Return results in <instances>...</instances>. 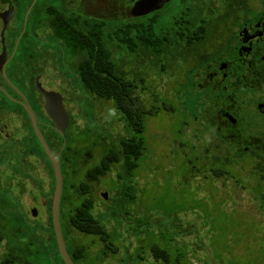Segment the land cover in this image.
I'll return each instance as SVG.
<instances>
[{"label": "rangeland", "instance_id": "obj_1", "mask_svg": "<svg viewBox=\"0 0 264 264\" xmlns=\"http://www.w3.org/2000/svg\"><path fill=\"white\" fill-rule=\"evenodd\" d=\"M168 11L167 8L159 16L158 26L170 22ZM143 20L148 23L152 18ZM122 51L116 55V62L123 59L126 70L137 58L127 49ZM168 51L178 54L172 46ZM173 58L169 67L164 65L168 59L165 56L158 63L146 61V75H127L138 84L137 92L145 107L155 108V114L146 117L145 151L134 178L127 184L135 201L123 203V208L116 205L120 198V166H114L97 182L89 181V197L96 216L101 217L112 208L118 215L143 218V226L139 230L134 222L121 221V225L112 216L102 218L110 233L118 231L114 239L117 253L105 256L99 237L72 231L77 245L87 248L86 261L78 264H136L140 249L144 261L138 264H164L153 257V245L170 250V264H264V162L249 157L242 160L240 154L228 153L230 146L207 126L204 113L210 111V105L199 92L195 75H187L198 62ZM164 68L166 71L162 72ZM19 80L22 87L26 85V75H20ZM141 81H145L144 85ZM41 82L45 87L63 91L69 122L72 121L68 134L78 142L73 146L67 143L72 150L68 154L71 163L64 164L66 195L73 183L80 186L86 180L87 171L100 162L107 144L129 137L130 132L112 101L88 94L83 97L71 75H45ZM9 100H4L0 93V107L14 111L17 107ZM0 111L1 120L8 125L0 132V229L3 224L7 228L13 226L14 218L24 215L30 226L39 227L42 237H53L49 206L55 185L49 166L38 156L28 155L24 161L30 174L23 175L15 169L20 167L22 154L38 145L23 112L16 116L1 108ZM70 194L77 196L74 191ZM62 206V223L66 228L65 214L71 204ZM32 208L37 209L36 216ZM15 226L24 230L22 225ZM10 239L7 247L28 242L26 237L15 238L13 234ZM66 240L72 250L69 235ZM47 244L55 246L52 239ZM31 247L34 251L42 249L35 242ZM41 252L35 263L52 264L47 251ZM52 261L62 264L56 254Z\"/></svg>", "mask_w": 264, "mask_h": 264}, {"label": "flooded vegetation", "instance_id": "obj_2", "mask_svg": "<svg viewBox=\"0 0 264 264\" xmlns=\"http://www.w3.org/2000/svg\"><path fill=\"white\" fill-rule=\"evenodd\" d=\"M161 3V0H0V58L1 63L5 64V75L28 98L51 147L53 137L49 135L50 139L47 138V129L53 126L39 103L36 85L40 82L44 89L60 93L67 111L63 91L45 87L41 81L45 75H79L74 65L81 61L71 60L68 50L70 24L80 32L90 34L94 31L100 37L101 22L108 23L107 27L114 31L118 27L116 24L126 23L133 28L140 20L159 18L168 8L167 19L170 22L165 26L170 27L173 22L181 20L187 25L185 28L194 31V37L199 35L202 39L193 44L194 47L188 48L189 53H192L188 59L202 64L196 65L187 75H195L196 86L205 97L207 106L210 105V111L204 113L207 126L212 131L214 129L221 142L238 152L242 160L246 157L262 160L264 0H170L157 9ZM96 43L100 44V40ZM113 43L116 44V41ZM112 53L117 58L119 52L114 45ZM146 53L144 51L135 56V63L126 69L128 75H146ZM81 55L83 61V54ZM120 60L123 66L125 62ZM172 60L174 59L170 58V62ZM169 64L165 67H169ZM2 75L0 70V86L13 99L22 102V98ZM20 75H26L27 81L23 87L20 85ZM73 78L79 88L76 78ZM0 93L4 100H9L2 91ZM19 102H14L17 107L14 111L7 110L3 105L0 108L6 114L15 113L14 115L20 116L25 110L22 111L24 108ZM0 121L6 130L8 125L1 117ZM71 126L70 119L66 137ZM16 201L20 206V201ZM14 220L15 224L21 225V216H16ZM50 223L53 228L52 219ZM15 224L9 228L3 224L0 229V242L3 243L0 248V264H4L8 253L13 252L20 257V244L7 247L12 234L15 238L20 236L21 228H17ZM25 227L29 229L30 225ZM31 227L37 228L38 232L40 230L37 225ZM50 240L51 237L39 235L35 242L42 247L41 250H51L50 244H47Z\"/></svg>", "mask_w": 264, "mask_h": 264}, {"label": "trees", "instance_id": "obj_3", "mask_svg": "<svg viewBox=\"0 0 264 264\" xmlns=\"http://www.w3.org/2000/svg\"><path fill=\"white\" fill-rule=\"evenodd\" d=\"M157 20L158 18H155L148 23L139 21V24L133 28H130L126 23L120 24L116 27V31H114L113 28L107 27V25H109L108 23L101 22L100 37H97L94 31L90 34H85L75 29L72 24L69 26L68 50L71 60L77 59L78 62L81 61L79 64L74 65V67L77 68L76 70L79 75L71 76L76 78L80 88L79 90L83 97L87 98L86 94H88L101 100L112 101L115 108L121 113L122 120L130 132L129 137L117 138L114 144H107L100 162L87 171L86 180L83 181L80 186L73 183L69 192L66 195L64 194L65 192L63 193L61 204L64 206L67 202L71 204L69 213L65 214L67 224L66 228H63V232L65 240L68 235L71 238L72 250L69 249L68 243H66L68 251L76 264L86 261L87 248L85 245H77L76 238L72 237V231L83 235L99 237L104 243V248L101 249L102 255L105 256L108 253L115 255L118 248L117 245L114 244V239L116 238L118 231L114 230L110 233L106 225L103 223V219L112 216L118 220L121 225V221H128L131 222V224L134 222L139 230L142 228L145 221L143 218L133 219L130 215H128L129 217L126 215H118V211H114L112 208H108L105 214L101 215V217L96 216L94 214V202L92 198L89 197V181H99L100 177L107 175L114 166H120L118 172L120 186L118 195L120 198L117 199L116 205H121L123 208V203L135 201V195L127 184L134 178V173L138 168L139 160L145 151V138L143 135L146 130V117L153 116L155 114V108L148 109L142 103L137 92L138 84L127 77L128 73L120 64L121 60L116 62L117 60L112 53L113 45L116 46L117 52H123L122 49H127L129 54H134L135 56H139L142 52L146 51V60H151L155 63L160 62V60L167 56L168 59H166L165 64L163 62L164 65H167L170 62V58L173 57L187 59L190 51V49L188 51V48L194 47L193 44L199 43L202 40L199 35L194 37V31L191 30V28H185L187 25L181 20L173 22L170 27L158 26ZM180 26H183V28H180ZM97 40H100V44L96 43ZM114 41H116V44L113 43ZM141 45L144 48L140 50L139 47ZM169 46L177 49L178 54L172 55L169 53ZM164 52L168 53L165 54ZM81 54H83V61ZM201 64L202 62H199L197 66H200ZM165 71L164 68L162 72ZM144 82L145 81H141L140 83L144 85ZM164 107H167L166 104H164ZM22 111H24V109H22ZM24 114L38 148L30 147L29 151L23 153L20 167L15 168H18L23 175H29L28 166L24 160L29 157L28 155L38 156L49 166L51 178L55 185L51 162L37 140L25 111ZM47 130V138L50 139V136L53 137L51 149L54 153L56 151L60 152L63 145L62 137L53 129V127H49ZM67 143H70L71 146H73L74 143L78 142L75 138L71 137L70 134H67ZM71 150V147L66 145L61 153L63 174L64 164L71 163V158L68 155ZM262 151H264V149H262ZM228 153L239 154L234 151L233 148L231 149V147ZM75 155L77 154L75 153ZM262 160V162H264V158ZM215 172L219 171L215 170ZM219 174L220 172L218 175ZM72 191L77 195L75 198L70 194ZM49 207L51 208V205ZM21 219V225L24 227V230L21 229L20 236L22 238L26 237L28 242H22L20 244V257L13 252L6 254L4 264H36V257L42 253L40 249L34 251L31 247L36 239L39 238L40 234L38 229L31 226L30 228L28 227L29 229H26L25 226L29 224L25 221L24 215ZM139 230H135L134 232H138ZM50 237L54 241L55 246L51 247V250L45 249L47 251L45 253L49 256L52 264H56L55 261H52L54 254H56L61 263L64 264L58 253L54 233L53 237L51 234ZM173 240H171L170 243ZM10 241L12 240H8V243H11ZM12 246L13 245L10 244V247ZM152 254L158 261H162L164 264H170L171 252L168 248L153 245ZM135 258L136 264L144 261L142 249L138 251Z\"/></svg>", "mask_w": 264, "mask_h": 264}, {"label": "water", "instance_id": "obj_4", "mask_svg": "<svg viewBox=\"0 0 264 264\" xmlns=\"http://www.w3.org/2000/svg\"><path fill=\"white\" fill-rule=\"evenodd\" d=\"M161 1L162 3L160 6L157 7V9L162 8L163 5L169 2L170 0H161ZM1 60L2 58H0V70L3 72L2 77L10 85V87H12L17 92V94L22 98V102L13 99L1 86H0V91H2L12 101L19 102L22 105V107L24 108V110L28 115V118L30 119L35 136L53 167L55 186H54V191L52 193V199L50 205H51V219L53 224L54 235L56 238L58 253L64 264H76L68 252L67 243L64 237V232L61 223V203L64 192V174L62 170L61 153L64 150L67 143L66 130L70 125L69 116L63 103V96L56 91H49L44 89V87L40 82H38L36 85V90L38 91L37 96L40 97V99H38L39 103H41V107L45 109V113L50 118L53 129L63 139V145L61 151L58 153H54L40 128L38 117L35 111L33 110L28 98L9 80L7 75H5V64L4 63L2 64ZM0 126H2L1 121H0ZM1 130H5L4 126L1 127ZM31 211L34 216L37 215L36 208H32Z\"/></svg>", "mask_w": 264, "mask_h": 264}]
</instances>
